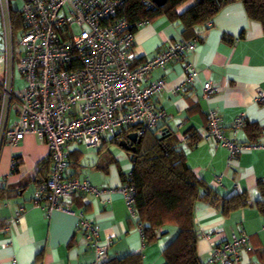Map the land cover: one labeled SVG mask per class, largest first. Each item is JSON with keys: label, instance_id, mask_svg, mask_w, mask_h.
<instances>
[{"label": "crops", "instance_id": "0c3cea01", "mask_svg": "<svg viewBox=\"0 0 264 264\" xmlns=\"http://www.w3.org/2000/svg\"><path fill=\"white\" fill-rule=\"evenodd\" d=\"M201 37L196 51L184 61L152 73L151 82L163 80L166 83V89L153 101L156 108L167 113L160 128L163 133L180 132V136L189 130L197 133L201 142L193 149H186L190 169L220 196L246 193L254 203L259 198V184L264 181V134L257 143L247 144L243 128L235 131L233 126L240 118H244V124L264 126V105L256 100L260 92L264 93V32L259 24L247 19L240 4H233L215 19L210 29L201 32ZM181 40L179 26L160 19L136 32L135 53L140 60H152L166 49L168 42ZM0 58L2 81L7 58L1 30ZM189 65L198 73L190 86L184 72ZM205 83L218 89L210 103L202 100ZM17 107L13 103L9 126L17 120ZM208 110L218 112L229 140L249 145L252 150L231 160L226 149L208 138ZM156 134L146 136L150 139L147 144H143L146 137L141 139L137 150L153 145L162 135ZM81 146L70 145L66 149L68 156H81L79 173L74 176L71 172V175L80 181L89 179L97 189H119L122 185L120 173L129 174L132 170L129 153L119 145L108 144L103 151L96 150L98 160L88 168L82 162ZM105 153L115 160L109 174L96 167L103 161ZM49 157L47 145L34 135L27 136L18 147L5 144L0 150V184L14 188L16 192L13 198H0V264H14V261L16 264H95V252L87 244L84 233L78 230L81 213H87L86 216L96 224L99 244L108 248V259L141 255L142 264H166L163 254L177 236L178 229L165 228L155 244L145 247L136 219L131 217L120 195L104 196L101 200L91 195L66 199L64 202L71 213L48 214L36 207L32 198L38 184L44 180L43 175L39 176L38 168ZM16 158L21 160V165L13 172ZM218 178L221 179L219 184L216 183ZM19 208L24 209V213L10 224ZM195 225L200 237L198 255L205 264H208L213 244H222L242 235L250 238L253 251L244 253L238 264H264V218L257 209L238 210L223 217L208 203L201 202L195 207ZM207 234L213 236L212 242L201 238Z\"/></svg>", "mask_w": 264, "mask_h": 264}, {"label": "built area", "instance_id": "2783aa9c", "mask_svg": "<svg viewBox=\"0 0 264 264\" xmlns=\"http://www.w3.org/2000/svg\"><path fill=\"white\" fill-rule=\"evenodd\" d=\"M128 1L23 0L16 22L12 0H0L7 58L0 82V150L5 144L18 147L30 135L47 145L52 161L50 176L38 184L32 202L48 214L71 213L64 201L73 196L91 195L101 200L120 195L136 219L135 187L97 189L89 179L70 178L72 165L66 147L83 145L100 150L104 143L125 141L127 137L120 135L132 127L138 139L153 133L161 135L160 125L167 113L158 110L153 100L166 89V83L151 82L152 73L169 63L181 62L196 51L200 42H168L154 59L140 60L135 53V30L146 24L133 25L119 18ZM16 45L21 50L18 57ZM17 70L26 85L21 98L14 94ZM184 72L186 83H194L198 76L194 66L185 67ZM217 93V87L205 83L202 100L210 103ZM256 100L264 105V93L260 92ZM13 102L20 110L9 126ZM206 115L208 138L226 149L231 160L252 150L226 137L217 111L208 110ZM243 126L244 118H240L233 128L237 131ZM220 181L218 178L216 183ZM24 211L19 208L10 224ZM78 229L95 252V264H102L108 248L99 244L96 224L81 213ZM202 238L213 240L210 234ZM252 251L247 235L234 236L231 241L213 244L208 264H238L244 253Z\"/></svg>", "mask_w": 264, "mask_h": 264}, {"label": "trees", "instance_id": "16d2710c", "mask_svg": "<svg viewBox=\"0 0 264 264\" xmlns=\"http://www.w3.org/2000/svg\"><path fill=\"white\" fill-rule=\"evenodd\" d=\"M233 4H240L247 19L259 24L264 32V0H167L163 8H157L149 0H130L120 11L119 18L133 25H149L157 20L165 19L168 23L179 26L183 39L181 41L201 42V32L210 29L215 19ZM139 28L135 30V34ZM187 85L190 86L193 83H187ZM16 97L21 98L20 95ZM1 103L2 93L0 92V108ZM12 107L13 104L11 111ZM243 130L248 138L247 144L251 145L257 143L264 134V126L259 124L246 123ZM134 132H136L134 127L126 129L122 131L120 137H128ZM179 134L180 132L171 131L163 133L162 130L161 137L164 136V140H160L161 137H159L149 148L138 149L135 154L129 153L132 170L129 174L120 173L122 179L120 188L126 185L135 187L133 210L145 247L155 244L158 235L165 228L176 227L178 234L163 254L166 264H205L197 251L200 237L195 225L196 205L206 202L223 217H229L233 212L253 207L264 218V181L259 184V198L254 203L250 202L246 193H236L229 197L220 196L213 187L200 180L187 163L186 149L197 147L201 137L192 130L181 136ZM119 143L118 141L104 143L100 152L108 144L118 146ZM73 157L68 156V160L72 165L73 175L76 176L75 174H78L81 168L79 165L81 156ZM102 158L103 161L96 166L97 170L109 174L111 165H115V160L106 153L102 155ZM20 165L21 160L16 158L12 171L16 172ZM51 166L50 157L40 163L39 176L43 175L44 178L40 183L48 180ZM70 178L77 179L71 174ZM15 195L14 188L0 184V198L6 196L13 198ZM102 264H142V256L128 255L111 259L106 257Z\"/></svg>", "mask_w": 264, "mask_h": 264}, {"label": "rangeland", "instance_id": "374dc122", "mask_svg": "<svg viewBox=\"0 0 264 264\" xmlns=\"http://www.w3.org/2000/svg\"><path fill=\"white\" fill-rule=\"evenodd\" d=\"M12 3H13V10L15 12V21L18 22L19 21V17H20V12H21V9H22L23 0H12ZM0 30L2 32V39H3L4 43H5V40H4V26H3L1 15H0ZM20 52H21L20 48L18 47V45H16L15 53H16L17 57L19 56ZM5 53H6V45H5ZM0 76H2L1 67H0ZM25 86H26L25 82H24V80L22 79L20 73L17 70L16 74H15V90H14L16 96L20 95V97H21L24 94ZM17 105H19V104H16V106ZM148 141H150V139L148 137H146L145 141L143 142V144H147ZM80 150L83 152V156H82L83 164L85 165V167L87 166L88 168H92L95 165V162H97V160H98L97 151L96 150H90V149L88 150L86 147H83V146L80 147ZM128 163L131 164L129 160H128ZM123 165H124V163H123ZM115 172L117 174V169L116 168H115Z\"/></svg>", "mask_w": 264, "mask_h": 264}, {"label": "water", "instance_id": "95a60500", "mask_svg": "<svg viewBox=\"0 0 264 264\" xmlns=\"http://www.w3.org/2000/svg\"><path fill=\"white\" fill-rule=\"evenodd\" d=\"M157 8H163L167 0H149ZM165 137L162 136L160 140H164ZM141 144V139H138L136 134H131L127 137L125 141L119 143V147L123 148L127 153L135 154L137 152V146Z\"/></svg>", "mask_w": 264, "mask_h": 264}]
</instances>
